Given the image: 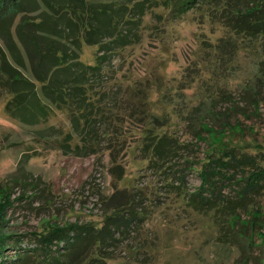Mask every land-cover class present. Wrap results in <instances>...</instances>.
<instances>
[{
  "label": "rangeland",
  "instance_id": "374dc122",
  "mask_svg": "<svg viewBox=\"0 0 264 264\" xmlns=\"http://www.w3.org/2000/svg\"><path fill=\"white\" fill-rule=\"evenodd\" d=\"M105 1L126 5L123 20L133 11L135 20L123 27L125 32H129L126 27L137 31L132 42L108 52L97 83L87 90L94 105L105 112L110 106L111 122L120 125L122 134L113 149L115 160L107 150L85 154L68 150L66 144L73 146L79 138L73 133L66 106L53 104L49 117L37 124L9 116L5 103L10 94L0 87V233L6 235V243L10 241L0 262L26 264L27 257L17 259L19 253L38 250L35 264H46L48 254L57 255L54 252L62 247L65 250V246L49 242L44 253L35 246V233L66 222L102 223L105 209L115 202H126L135 191L139 193L138 207L145 213L123 231L121 240L108 247L114 252L104 264H264V188L243 201L246 208L238 205L243 223L232 227L229 223L226 227L215 210L197 209L189 201V195L201 184L198 165L208 151L206 131L201 129L202 137H195L204 118L197 115L191 119L190 111H195L200 101L207 105L211 95L220 94L221 86L234 95L232 88L254 72L259 58L240 50L220 67L215 58L221 54L215 45L221 36L233 34L224 25V18L215 14L220 6L213 0H193L182 11L178 10V0H144L138 11L135 0ZM36 12L29 10L27 16ZM24 15L15 13L14 25ZM0 42L3 45L1 38ZM98 47L82 41L80 59L95 63L97 54L102 53ZM224 51L221 53L226 58ZM213 73L230 76V86L217 82ZM101 92L115 93V104L101 98ZM133 92L146 98L151 118L158 117L153 119L157 131L187 141L170 162L150 163L141 150L142 119L130 116L125 104ZM227 105L220 101L217 109ZM246 109L236 116L239 126L225 139L259 151L262 160L264 100ZM67 133L73 137L66 139ZM185 161L187 167L182 170ZM111 163L121 165L119 178L120 166L113 170ZM237 189L229 182L222 193L230 196Z\"/></svg>",
  "mask_w": 264,
  "mask_h": 264
},
{
  "label": "trees",
  "instance_id": "16d2710c",
  "mask_svg": "<svg viewBox=\"0 0 264 264\" xmlns=\"http://www.w3.org/2000/svg\"><path fill=\"white\" fill-rule=\"evenodd\" d=\"M31 2L25 5L23 0H0V38L3 42V45L0 42V87L10 94L5 103L6 113L20 122L37 124L49 117L53 104L66 106L70 111L73 133L79 138L73 146L66 144L68 150L75 154L107 150L114 161L116 155L113 149L122 134L120 125L111 122L108 115L112 114L110 106L109 111L105 112L104 108L94 105L87 90L97 83L101 69L108 60V52L132 42V38L137 36V31H130L126 27L129 32H125L123 27V24L135 20L133 11L130 18L123 20L126 5H116L113 1ZM192 2L178 0V10L182 11L185 5ZM213 2L215 6H220L216 8L215 14L224 18V25L233 34L221 36L215 45L217 54H221L215 58L220 67L224 68L225 63L232 61V54L235 52V56H238L240 50L251 52L259 58L254 72H250L244 81L238 80L232 88L234 95L221 86L219 95H211L207 105L206 101H200L189 115L191 119L197 115L204 118V128L195 130V137L200 139L201 129L206 131L204 139L208 150L198 165L201 184L195 193L189 195V201L195 207L198 206L197 209L206 207L215 210L217 216L225 220L224 225L227 227L229 223L232 227L236 222L243 223L238 205L246 208L247 204L243 201L264 188V159L259 160V151L245 149L241 144L231 143L228 139L230 133L235 131L234 127L239 126L236 116L247 112V106L254 107L264 100V0ZM134 4L138 11L143 7L144 0H135ZM32 9L38 12L31 17L27 16ZM17 12L26 15L14 25ZM82 41L98 44L102 53L97 54L95 63H86L80 59ZM223 49L226 58L221 53ZM212 76L217 82L230 86V76L215 73ZM100 96L110 99L111 104L116 102L113 92L107 95L101 92ZM220 101H226L228 105L217 109ZM241 101L245 105H241ZM125 104L129 106L130 116L142 119L141 150L149 162H170L180 146L187 141L156 130L153 121L156 116L151 118L148 114L146 98L141 99L133 92ZM213 108L215 112H212ZM48 128L54 129L53 126ZM65 136L66 139L73 137L70 133ZM225 136L228 138L225 139ZM218 140H221L220 146ZM186 162L182 170L186 169ZM118 164L111 163V169L120 166L119 178L123 171ZM179 178L183 181L181 175ZM229 182L239 188L230 196L222 193ZM137 194L134 191L126 202H115L110 209H105L102 223L66 222L49 225L44 228L45 231L35 233L38 241L35 246L44 253H47L46 244L49 242L51 244L56 241L59 247L57 242H63L65 246V250L62 247L54 252L57 255L48 254L46 264H104L106 258L114 252L108 247L121 240L123 231L145 213L138 207ZM232 221L234 224H231ZM5 238L6 235L0 233V255L10 242L6 243ZM37 252L26 255L19 253L17 259L27 257L26 264H35Z\"/></svg>",
  "mask_w": 264,
  "mask_h": 264
}]
</instances>
